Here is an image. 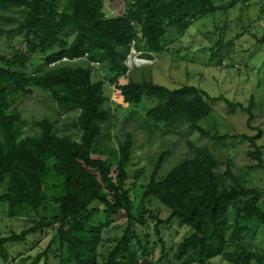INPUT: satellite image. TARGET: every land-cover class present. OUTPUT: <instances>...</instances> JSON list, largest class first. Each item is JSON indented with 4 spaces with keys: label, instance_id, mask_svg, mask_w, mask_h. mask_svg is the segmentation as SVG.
<instances>
[{
    "label": "trees",
    "instance_id": "1",
    "mask_svg": "<svg viewBox=\"0 0 264 264\" xmlns=\"http://www.w3.org/2000/svg\"><path fill=\"white\" fill-rule=\"evenodd\" d=\"M251 2L125 0V12L114 15L106 0H0V34H19L24 46L0 53V214L30 224L20 233L0 237V264L14 260L8 244L24 243L45 230L54 234L43 264H52V259L59 264H149L158 243L159 262L167 264L173 260L161 228L174 223L189 228L175 247L182 264H215L211 261L218 256L230 264H264V252L256 248L264 225L258 205L263 193L246 186L232 158L224 157L226 168L221 171L224 160L211 147L187 139L192 156L164 177L160 171L168 150L156 158L150 177H145V168L132 170L134 133L126 132L117 147L110 145L112 137L103 130L115 121V109L105 94V81L94 80L96 69L108 71L110 82L133 108L144 97L156 98L157 104L145 113L144 129L150 134L187 128L217 143L242 137L249 142V168L264 169V146L258 143L262 131L255 136L220 135L200 125L213 110L210 102L223 100L249 113L253 128V96L245 106L193 85L170 89L151 76L119 85L130 75L128 60L134 50L146 60L175 53L178 38L171 30L183 34L203 17L228 13L240 3L250 7ZM261 9L264 13V3ZM227 28H222L214 53L233 48L234 40L225 41ZM257 39L264 43V35ZM36 56L45 65L35 66ZM35 90L48 93L61 115L78 112L70 123L77 139L56 120L23 118L18 100ZM31 125L38 130L30 133ZM153 199L166 206L167 219L151 210ZM101 216L104 222L98 220ZM117 220L125 221L122 234L111 227ZM154 220L157 240L141 232Z\"/></svg>",
    "mask_w": 264,
    "mask_h": 264
},
{
    "label": "rangeland",
    "instance_id": "2",
    "mask_svg": "<svg viewBox=\"0 0 264 264\" xmlns=\"http://www.w3.org/2000/svg\"><path fill=\"white\" fill-rule=\"evenodd\" d=\"M264 0H252L250 7L240 3L228 13L218 12L216 15H209L195 21L192 26L183 34L171 30L177 41L173 45L175 53L163 52L154 54L153 60L145 63H136L140 54L133 51V62L130 65V75L122 77L119 85L128 83L130 78H150L154 82L176 89L183 85L196 86L212 97L227 98L230 102H240L247 106L251 97H254L253 112L255 117L249 126L250 115L240 107H231L227 102L220 100L210 102L213 107L211 114L204 118L200 125L213 134L236 135L248 134L258 135L262 131V138L258 140L264 146V43L258 41L257 37L264 35V13L262 4ZM125 0H106V9L110 14L121 15L125 12ZM228 25L225 41L234 40L233 48L224 46L221 51L214 53V46L217 40L225 32L222 28ZM73 37L72 34L69 35ZM22 37L19 34L7 37L0 34V53H10L13 47L21 46ZM35 66H43L45 62L36 56L33 59ZM80 64H85L82 60ZM28 71H33L32 67ZM112 77L108 71L96 69L94 80L105 81V94L109 104L115 109V121L105 127L103 132L112 137L110 145H117L124 140L126 132L134 133L133 169L134 171L145 168V177L152 174L154 161L164 151L168 150L169 155L160 171L164 177L174 166L181 161L190 158L192 152L186 144L189 139L200 146L211 147L217 157L223 161L226 157L234 161L235 172L243 178L246 186L257 188L263 193L258 205L264 211V169L249 168L252 161L247 157L249 142L242 137L228 139L226 142H214L208 137H203L199 132H191L187 128L178 130L175 134L157 131L150 134L144 129L146 110L157 104L158 100L152 97H144L143 102L136 108L125 103L121 91L116 84L110 82ZM23 118L33 122L50 118L57 121V125L67 134L73 135L75 139L77 131L70 123L76 119L78 112L73 111L60 114L59 107L53 102L50 95L41 90H35L33 95L21 96L17 103ZM135 109L137 114H130ZM38 130L27 127V130ZM184 134V135H183ZM97 157V156H95ZM226 168V160L221 165V171ZM151 210L162 219H167L169 212L166 206L159 200L153 199L150 205ZM99 221L104 222L103 216ZM97 220V222H98ZM154 222H149L141 228L142 233H149L153 240H157L154 229ZM30 226L25 219L8 218L0 214V237L10 236L12 233H20ZM111 227L117 234H122L125 229V221L117 220L111 223ZM189 233V228L174 223L163 225L161 234L165 239L167 255L171 262L167 264H182L175 258V247L181 242L183 236ZM52 230H45L38 234L31 235L24 243L8 244L14 260L10 264H43L44 251L53 237ZM174 248V250H173ZM257 250L264 252V225H261L256 241ZM162 253V244L158 243L155 253L149 264H163L159 262ZM215 264H230L220 256L211 261ZM52 264H59L54 259Z\"/></svg>",
    "mask_w": 264,
    "mask_h": 264
},
{
    "label": "water",
    "instance_id": "3",
    "mask_svg": "<svg viewBox=\"0 0 264 264\" xmlns=\"http://www.w3.org/2000/svg\"><path fill=\"white\" fill-rule=\"evenodd\" d=\"M147 61H148V60H143V59H141V60H140V59H136V60H135V62H136V63H139V64H141V63H145V62H147ZM132 62H133V55H130V56H129V60H128V64H129V66L132 65Z\"/></svg>",
    "mask_w": 264,
    "mask_h": 264
}]
</instances>
